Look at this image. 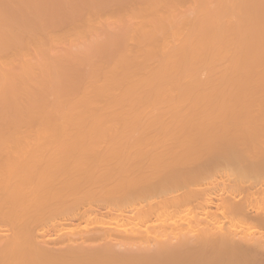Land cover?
<instances>
[{"label":"bare ground","instance_id":"bare-ground-1","mask_svg":"<svg viewBox=\"0 0 264 264\" xmlns=\"http://www.w3.org/2000/svg\"><path fill=\"white\" fill-rule=\"evenodd\" d=\"M0 264H264V0H0Z\"/></svg>","mask_w":264,"mask_h":264}]
</instances>
